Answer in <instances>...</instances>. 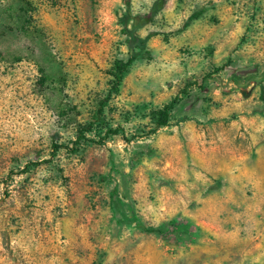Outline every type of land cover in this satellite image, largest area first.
<instances>
[{
  "label": "rangeland",
  "instance_id": "rangeland-1",
  "mask_svg": "<svg viewBox=\"0 0 264 264\" xmlns=\"http://www.w3.org/2000/svg\"><path fill=\"white\" fill-rule=\"evenodd\" d=\"M154 1L0 0V264H264V0Z\"/></svg>",
  "mask_w": 264,
  "mask_h": 264
},
{
  "label": "trees",
  "instance_id": "trees-1",
  "mask_svg": "<svg viewBox=\"0 0 264 264\" xmlns=\"http://www.w3.org/2000/svg\"><path fill=\"white\" fill-rule=\"evenodd\" d=\"M164 6V0H155L151 12H150V18L155 16L157 13H159ZM198 13L192 14L188 21L186 22L185 25H188L193 19L198 17ZM122 23L125 28V32L127 34V46H128V58L127 60H117L114 63V68H113V73L112 76L114 78L113 83H112V88L110 90L109 95L116 93L118 91V88L128 71L129 67L140 57L144 55H149L150 52L147 48V42L149 39V36L147 37H142L139 34L136 33V31L141 28L143 25L147 23L146 20L140 21L139 18L129 15L128 13H125L122 16ZM131 21V22H130ZM130 23V24H129ZM176 100H172L169 104H167L162 110V118L160 120L159 125H166L167 119L169 118V112L170 110L174 107ZM101 111V110H100ZM85 132H87L84 129H81L80 132L78 133V139H82L85 137ZM109 133L116 134L118 133V130H110ZM60 145L54 144L55 149H59Z\"/></svg>",
  "mask_w": 264,
  "mask_h": 264
}]
</instances>
